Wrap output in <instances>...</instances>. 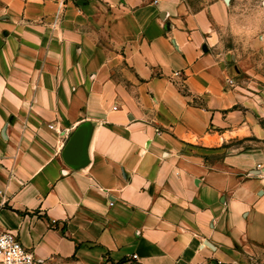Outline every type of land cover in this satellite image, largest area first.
Listing matches in <instances>:
<instances>
[{
  "label": "crops",
  "instance_id": "crops-1",
  "mask_svg": "<svg viewBox=\"0 0 264 264\" xmlns=\"http://www.w3.org/2000/svg\"><path fill=\"white\" fill-rule=\"evenodd\" d=\"M231 18L226 0H0V228L44 264H248L264 86Z\"/></svg>",
  "mask_w": 264,
  "mask_h": 264
},
{
  "label": "rangeland",
  "instance_id": "rangeland-1",
  "mask_svg": "<svg viewBox=\"0 0 264 264\" xmlns=\"http://www.w3.org/2000/svg\"><path fill=\"white\" fill-rule=\"evenodd\" d=\"M197 9L212 0H184ZM231 23L220 29L234 63L241 66L246 80L264 86V0H228ZM264 124V118L262 120ZM248 264H264V248L248 259Z\"/></svg>",
  "mask_w": 264,
  "mask_h": 264
},
{
  "label": "built area",
  "instance_id": "built-area-1",
  "mask_svg": "<svg viewBox=\"0 0 264 264\" xmlns=\"http://www.w3.org/2000/svg\"><path fill=\"white\" fill-rule=\"evenodd\" d=\"M180 74V71H175L173 77ZM138 259V255L134 253L129 262L137 264ZM0 264H44V262L36 257L33 250L23 246L18 232L0 228Z\"/></svg>",
  "mask_w": 264,
  "mask_h": 264
},
{
  "label": "water",
  "instance_id": "water-1",
  "mask_svg": "<svg viewBox=\"0 0 264 264\" xmlns=\"http://www.w3.org/2000/svg\"><path fill=\"white\" fill-rule=\"evenodd\" d=\"M83 131L84 129L82 128L78 129V131L71 137V139L67 143L65 150H64V157L68 161H71V158L74 157L81 150Z\"/></svg>",
  "mask_w": 264,
  "mask_h": 264
}]
</instances>
